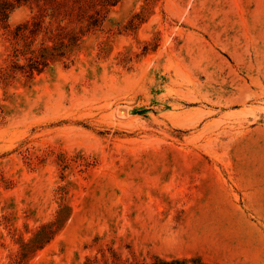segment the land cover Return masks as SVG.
Wrapping results in <instances>:
<instances>
[{
  "label": "rangeland",
  "instance_id": "obj_1",
  "mask_svg": "<svg viewBox=\"0 0 264 264\" xmlns=\"http://www.w3.org/2000/svg\"><path fill=\"white\" fill-rule=\"evenodd\" d=\"M0 264H264V0H0Z\"/></svg>",
  "mask_w": 264,
  "mask_h": 264
},
{
  "label": "trees",
  "instance_id": "obj_2",
  "mask_svg": "<svg viewBox=\"0 0 264 264\" xmlns=\"http://www.w3.org/2000/svg\"><path fill=\"white\" fill-rule=\"evenodd\" d=\"M19 1V0H17ZM49 2L51 3H55V4H61L63 3L64 0H48ZM68 1V0H67ZM117 0H99V2L101 4H109L110 2H116ZM10 4H6V3H3L1 6H0V20L2 19H5L6 18V10L8 8Z\"/></svg>",
  "mask_w": 264,
  "mask_h": 264
}]
</instances>
